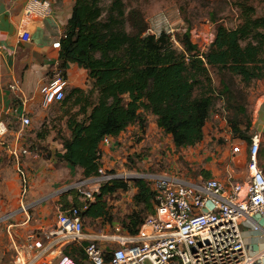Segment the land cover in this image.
<instances>
[{
  "label": "trees",
  "instance_id": "obj_1",
  "mask_svg": "<svg viewBox=\"0 0 264 264\" xmlns=\"http://www.w3.org/2000/svg\"><path fill=\"white\" fill-rule=\"evenodd\" d=\"M234 4L239 23L233 28L218 23L201 50L191 39L189 27L176 34L180 49L169 34L148 32L142 10L126 0H110L105 6L102 0H74L59 40L57 65L66 72L68 64H76L93 84L87 88L68 84L63 99L54 102L60 115L52 125L41 123L33 131L29 148L39 157L54 156L81 168L88 178L103 166L104 136L117 138L128 125L143 119L140 116L152 115L176 149L192 147L203 141L204 126L219 110L215 109L218 102L232 137L248 145L253 132L247 88L264 81V15H257L245 1ZM50 133L60 150L45 142ZM257 161L264 173L263 144ZM202 174L211 176L206 170ZM134 187L135 207L121 222L123 233H136L144 215L153 212L151 182L138 178ZM128 189L121 178L101 183L81 212L84 228L111 220L108 197ZM83 203L76 188L61 196L62 209ZM81 243H69L63 252L81 262L86 242ZM105 253L107 258V249Z\"/></svg>",
  "mask_w": 264,
  "mask_h": 264
},
{
  "label": "built area",
  "instance_id": "obj_2",
  "mask_svg": "<svg viewBox=\"0 0 264 264\" xmlns=\"http://www.w3.org/2000/svg\"><path fill=\"white\" fill-rule=\"evenodd\" d=\"M51 12L50 0H28L23 15L39 17L48 16ZM165 19V21H161ZM155 22L167 24L168 18L160 13ZM159 35L162 31L153 32ZM163 32L171 36L173 43H178L173 31ZM19 39L28 42L31 39L28 29L20 32ZM60 48L59 40L52 43ZM2 44L0 43V50ZM69 81L66 72L58 67L57 62L46 80L39 87L40 106L47 108L50 104L63 99L64 89ZM14 98L21 101L17 82L8 84ZM220 118L230 133L232 157L242 151L243 140L231 135L222 108ZM20 128L15 139L24 140L23 128L30 125L27 114L19 116ZM9 128L0 120V136ZM103 145L111 143L110 136L102 138ZM247 176L243 182H233V176L227 180L218 179L214 175L192 180L179 173L145 174L151 182L153 192V212L143 218L134 234L86 232L81 212L86 209L87 202L94 199L100 184L113 178L116 173L109 172L100 166L97 174L84 178L71 187L76 188L82 207L69 206L58 209L53 224L45 229L28 232L21 243L15 246L12 264H254L260 255H251L243 245L240 224L264 215V173L257 161L260 145V134L253 133L247 145ZM14 157L17 174L20 179L21 194L27 191L28 177L21 167L19 156L25 155L33 159L38 157L29 146L14 145L9 148ZM229 170V166L226 165ZM83 245L84 260L75 261L63 252L69 243ZM109 256L106 258V251Z\"/></svg>",
  "mask_w": 264,
  "mask_h": 264
},
{
  "label": "rangeland",
  "instance_id": "obj_3",
  "mask_svg": "<svg viewBox=\"0 0 264 264\" xmlns=\"http://www.w3.org/2000/svg\"><path fill=\"white\" fill-rule=\"evenodd\" d=\"M109 1L102 0L103 6L108 5ZM240 1H245L254 6L257 15H264V0H126L131 6H136L142 10L148 28L153 32L171 29L175 38L177 33H181L189 27L191 39L199 45L201 50L212 39L215 26L218 23L228 28H233L239 23L238 10L234 3ZM160 13L168 18L167 24H157L155 22ZM212 14H214L215 19L212 18ZM161 21H165V19ZM148 32L152 33L151 31ZM174 45L178 49L181 48L179 43H174ZM263 94L264 81L255 82L247 88L248 109L251 112L252 121L254 116L258 114L256 112L257 100ZM11 99L15 101V98L12 97ZM219 105L218 102V105L215 106V109H219L218 111H220ZM12 111L11 109L3 117L1 115L3 113H0V120L4 121L9 128L5 135L0 136V207L12 205L13 209H19V213H26L28 207L20 192L16 161L9 153V148L14 142L15 129L20 128V124L16 119L20 114H13L14 116H12ZM25 114L30 118V125L23 128V141L25 146L28 147L31 139H33L32 137H34L33 131L38 129L41 123L48 122L47 125H52V121L57 119L60 112L57 110L55 103L50 104L47 108H42L40 102H38L33 112ZM140 117H143V119H138L135 123L128 125L120 140L108 147L103 160L104 167L127 181L129 189L109 196L111 220L105 222V224L101 221L88 224L85 226L86 232L93 234L121 233L122 220L135 207L132 201V196L136 190L134 180L145 174L179 173L186 179L196 180L200 177H206L202 174V171H208L211 168L216 171L217 174L214 176L218 179L227 180L228 175L231 174L233 182L241 183L247 176V146L242 143V153L232 157L230 133L227 127L225 125L220 126L217 120L211 118L210 126L206 127V133L200 148L195 152L188 147L176 149L170 143L169 136L163 134L156 126L151 115ZM236 140L237 138H235ZM31 151L34 152L32 149ZM19 162L24 170L28 167L34 168L44 165L39 159L35 160L25 155L19 156ZM226 165L229 166V170L226 169ZM55 168L62 170L60 166ZM63 172V170L59 171L60 175ZM70 174L71 172L64 174L70 180L65 181L63 179L61 189L80 181L81 177L78 178L73 173ZM11 199L14 201L12 202ZM54 211H52V215H49L50 220ZM150 213L152 212H147L144 217ZM7 216L1 217L2 220L6 219ZM20 218H22V215H20ZM6 222L7 226L5 227ZM6 222L0 224V229H3L4 232L0 235V264L12 263L15 246L22 241V238L14 237V241L10 238L7 232V228H10L8 226L10 218ZM97 226H100L101 229H97Z\"/></svg>",
  "mask_w": 264,
  "mask_h": 264
},
{
  "label": "crops",
  "instance_id": "obj_4",
  "mask_svg": "<svg viewBox=\"0 0 264 264\" xmlns=\"http://www.w3.org/2000/svg\"><path fill=\"white\" fill-rule=\"evenodd\" d=\"M27 1L0 0V43L2 44L0 50V113H3L1 114L2 117L4 114H8L11 109L13 110L12 116H14L13 114L21 115L33 112L36 109L41 98L39 87L49 79L50 67L58 61V49L54 48L52 43L60 40L63 27L71 16L74 4V0H50L51 12L48 16L31 15L26 18L23 15V10ZM24 29H28L30 32L31 39L28 42L19 39L20 32ZM66 74L69 85L87 88L93 84L92 80L88 78L86 70L79 68L74 63L67 65ZM13 82H17L18 89L24 97L23 101L16 98L15 101L11 99L14 96L8 89V84ZM256 110L258 114L254 116L251 129L253 133L260 134V144L264 145V94L258 98ZM220 111L217 110V112L211 114L204 126V136L206 127L210 126L211 118L217 120L220 126L225 125V121L219 118ZM16 119L19 122V115ZM15 130L17 131L18 128ZM159 130L161 131V129ZM16 131L11 147L24 143L23 140L17 141L15 139ZM122 135L123 131L117 138L110 136L111 143L102 145L101 161L103 166L108 147L120 140ZM45 142L49 143L52 149L60 150V144L53 138V134L48 136ZM200 144L188 148H192L196 152L200 148ZM36 159L42 161L44 165L34 168L28 167L26 168L27 171L25 170L28 177V186L26 193L21 195L27 203V212L19 213V209H13L12 205L0 207V218L6 215L9 216L4 220L1 218L0 224L5 223L10 218L8 226L12 229L7 228V232L11 239L14 237L22 238L23 241L28 232L45 229L54 223L56 213L61 207V196L64 193L66 194L69 189L74 188L71 187L72 184L61 189V181L63 179L65 181L70 180L64 175L66 172L73 173L75 177H81L80 180L84 179L81 168H72L66 163L57 161L54 156L51 158L38 156ZM57 166L62 167L61 169L64 171L62 175L59 173L62 170L55 168ZM208 172L211 176L217 174L211 168ZM17 177L19 179L18 175ZM11 201L14 200L11 199ZM53 210L55 211L50 220L49 215H52ZM20 215H22V218H20ZM239 227L243 245L247 252L251 255L261 256L254 264H264V215L253 220L247 219ZM3 233V229H0V235Z\"/></svg>",
  "mask_w": 264,
  "mask_h": 264
},
{
  "label": "water",
  "instance_id": "obj_5",
  "mask_svg": "<svg viewBox=\"0 0 264 264\" xmlns=\"http://www.w3.org/2000/svg\"><path fill=\"white\" fill-rule=\"evenodd\" d=\"M143 177V176H142ZM142 177H140V178H142Z\"/></svg>",
  "mask_w": 264,
  "mask_h": 264
}]
</instances>
